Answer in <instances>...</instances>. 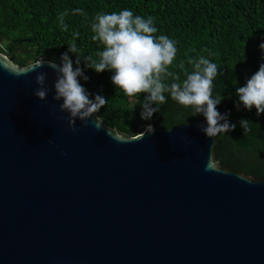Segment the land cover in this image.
Returning a JSON list of instances; mask_svg holds the SVG:
<instances>
[{"label": "water", "instance_id": "1", "mask_svg": "<svg viewBox=\"0 0 264 264\" xmlns=\"http://www.w3.org/2000/svg\"><path fill=\"white\" fill-rule=\"evenodd\" d=\"M32 64L0 52V264H264V181L219 167L205 119L72 132Z\"/></svg>", "mask_w": 264, "mask_h": 264}, {"label": "trees", "instance_id": "2", "mask_svg": "<svg viewBox=\"0 0 264 264\" xmlns=\"http://www.w3.org/2000/svg\"><path fill=\"white\" fill-rule=\"evenodd\" d=\"M81 9L77 13L76 9ZM130 10L142 18L152 17L157 37L174 40L177 54L164 83L182 82L193 71L189 59L204 56L217 65L213 81V97L223 99L217 108H224L235 130L216 136L213 150L215 162L223 170L245 174L264 181V113L238 105L237 89L264 64V0H0V52L15 64L27 66L43 58L60 63L74 42L76 53H69L73 67H79L89 79L78 78L89 98L102 95L108 102L98 115L110 128L126 137L141 134L147 125L170 129L183 123L204 120L194 115L165 92V103L153 105L159 111L150 120L141 119L142 103L147 94L127 97L111 82L110 71L96 73L86 67L88 56L97 59L103 45L94 41L91 23L97 14ZM64 16L67 30L61 27ZM78 33V35H77ZM211 54V55H210ZM183 65V67H181ZM249 121L245 132L240 121Z\"/></svg>", "mask_w": 264, "mask_h": 264}, {"label": "clouds", "instance_id": "3", "mask_svg": "<svg viewBox=\"0 0 264 264\" xmlns=\"http://www.w3.org/2000/svg\"><path fill=\"white\" fill-rule=\"evenodd\" d=\"M75 11L80 13L82 10L78 8ZM65 15L67 13L61 14L60 22L62 29L66 31L67 26L63 19ZM153 24L152 17L145 19L139 15L134 16L133 12L127 9L118 13L97 14L91 23V31L94 33L92 39L103 45V51L96 54L98 60L88 56L86 67L96 73L112 72V84L127 97L147 94L142 103L143 120H150L153 114L159 111L158 107L153 105L165 103L164 93L168 92L179 105L192 108L193 116L203 115L206 126L200 127L207 137L214 138L220 133L235 130L236 125L229 122L228 114L221 115L217 110L223 98L213 97V81L218 75V68L209 59L204 56H200L198 60L189 59L188 63L193 65V71L186 74L182 82H172L170 86L164 83V78L171 75L168 69L175 60L177 47L175 41L168 36L157 37L155 35L157 28ZM260 48L264 52V43ZM76 52L77 48L73 42L68 52L61 55L60 63L41 58L20 72L13 71L12 74L27 75L36 72L35 82L38 88L34 95L41 102H45L49 92L46 87L47 73L38 69L45 66L51 68L56 73L53 100L62 101L59 104V111L68 113L69 129L72 132L78 131L75 127L77 120L87 126L89 119L94 116L93 126L99 129L102 121L95 114L108 101L99 94L95 95L94 99L89 98V93L78 79L83 78L85 81L89 79L79 67L81 59L77 56L75 61L77 67L74 68L69 57V53ZM236 95L239 97L238 107L242 104L247 110L255 108L257 116L264 113V64L247 79L245 86L237 89ZM240 126L244 133L251 131L247 120L242 119ZM154 131L151 124L147 125L141 132V138ZM114 139L127 141L118 132L115 133ZM210 167L211 164H207L205 170H209Z\"/></svg>", "mask_w": 264, "mask_h": 264}]
</instances>
